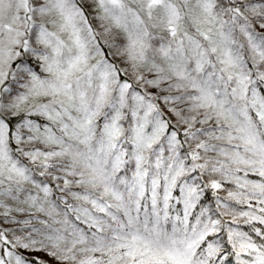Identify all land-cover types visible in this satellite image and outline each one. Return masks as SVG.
Listing matches in <instances>:
<instances>
[{"label":"snow or ice","instance_id":"snow-or-ice-1","mask_svg":"<svg viewBox=\"0 0 264 264\" xmlns=\"http://www.w3.org/2000/svg\"><path fill=\"white\" fill-rule=\"evenodd\" d=\"M0 264H264V0H0Z\"/></svg>","mask_w":264,"mask_h":264}]
</instances>
